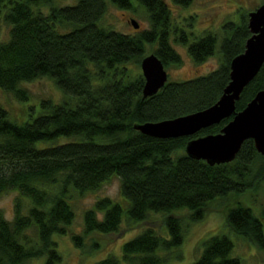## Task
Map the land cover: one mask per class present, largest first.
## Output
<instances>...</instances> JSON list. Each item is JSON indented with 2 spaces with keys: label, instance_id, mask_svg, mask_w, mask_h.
<instances>
[{
  "label": "trees",
  "instance_id": "trees-1",
  "mask_svg": "<svg viewBox=\"0 0 264 264\" xmlns=\"http://www.w3.org/2000/svg\"><path fill=\"white\" fill-rule=\"evenodd\" d=\"M73 1L58 6L55 0H0V21L8 29V38L0 40V89L26 101L29 92L23 83L48 76L73 98L58 104L41 102V113L23 124L11 120L0 105V197L9 191L19 194L12 220L0 211V264H26L42 256L45 264L59 262L53 236L65 234L74 219L71 191H95L113 175L120 178L127 207L107 197L98 199L83 214L84 233L111 234L123 219L139 224L151 213H163L168 237L145 228L122 244L121 258L109 255L97 264H162L159 252L181 242L183 217L173 211L186 210L189 219L200 220L216 197L258 186L264 182V155L256 151L252 139L245 140L227 163L209 165L186 155L188 140L220 132L232 116L177 138L147 136L133 125L213 105L229 82L231 59L243 52L250 36L248 13L238 22L227 21L218 40L215 33L189 35L174 26L164 0ZM133 1L146 12L148 29L128 34L104 24L109 4L133 9ZM171 2L187 7L192 0ZM41 6H47V12ZM171 36L195 63L216 49L220 63L190 79H168L157 93L142 98L144 79L130 72L129 63L139 65L150 46L165 68L180 64ZM262 89L264 63L244 87L235 111ZM22 199L29 201L25 211ZM263 218L264 212L259 217L239 202L226 208L228 227L260 248ZM72 240L81 246L82 236L74 234ZM233 247L228 235H213L191 264H240L231 255Z\"/></svg>",
  "mask_w": 264,
  "mask_h": 264
},
{
  "label": "rangeland",
  "instance_id": "rangeland-1",
  "mask_svg": "<svg viewBox=\"0 0 264 264\" xmlns=\"http://www.w3.org/2000/svg\"><path fill=\"white\" fill-rule=\"evenodd\" d=\"M170 8V19L172 24L179 29H184L189 35L199 36L205 32L215 33L218 40L223 35L222 27L227 21L238 22L242 14L254 10L264 0H192L187 7L174 5L171 0H164ZM73 0H55L58 6L72 4ZM133 9H120L109 4L107 12L103 18L104 24L114 30L136 34L149 28L147 14L143 7L136 1L132 2ZM47 12V6L40 7ZM138 23V28H134L131 20ZM8 38V29L0 21V40ZM171 36L170 42L181 57L178 65H169L166 69L168 79L181 81L190 79L200 74H206L218 67L220 63L219 52L201 63H195L189 56L184 45L174 42ZM191 40V38H190ZM152 53L151 47H147L146 55ZM129 70L133 75L141 74L140 64L129 63ZM29 92V99L19 101L10 93L0 89V105L5 108L9 118L16 123L23 124L31 122L34 117L43 110L41 102L51 101L54 104L73 98L66 95L48 76L40 77L30 82L23 83ZM65 141L61 139L60 142ZM49 144V143H48ZM44 143H37L42 147ZM19 197L17 191H9L0 197V211L3 216L12 220L14 216V203ZM110 198L117 201L124 208L127 207V200L120 192V178L117 175L111 176L107 181L95 191L79 193L71 191L69 203L74 211V219L66 228V233L54 235L53 239L57 243V250L60 255L59 262L55 264H97V262L109 255L121 258L122 244L139 234L143 229L151 227L164 237H168L165 229L163 213H151L148 221L139 224H132L123 219L118 231L111 234L84 233L83 214L85 210L91 208L100 198ZM239 202L249 207L257 216L264 212V182L258 186L248 189L242 194L230 193L225 196L216 197L210 201L203 217L200 220H191L188 211H173L176 215L183 217L182 237L178 246L172 247L168 251L161 250L159 253L164 258L162 264H191L197 260L203 250V242L216 234H226L234 243L232 257H238L240 264H264V248L258 247L255 243L235 234L226 223V208ZM24 211L29 205L27 199H22ZM263 230H264V218ZM28 234L35 238L33 231L28 230ZM82 236L81 246H76L72 240V235ZM46 257L32 259L26 264H45ZM126 264V263H123Z\"/></svg>",
  "mask_w": 264,
  "mask_h": 264
},
{
  "label": "water",
  "instance_id": "water-1",
  "mask_svg": "<svg viewBox=\"0 0 264 264\" xmlns=\"http://www.w3.org/2000/svg\"><path fill=\"white\" fill-rule=\"evenodd\" d=\"M131 24L136 29L139 26L134 19ZM247 26L250 36L244 50L231 59L229 82L213 105L172 119L135 123L133 128L155 138H177L194 135L232 116L220 132L188 140L184 148L186 155L209 165L227 163L235 159L247 139H252L256 151L264 155V89L258 91L242 110L235 111V102L244 87L264 63V4L248 12ZM140 69L144 79L142 98L157 93L168 80L164 64L154 53L141 59Z\"/></svg>",
  "mask_w": 264,
  "mask_h": 264
}]
</instances>
